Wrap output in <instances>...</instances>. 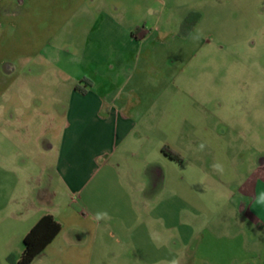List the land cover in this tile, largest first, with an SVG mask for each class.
Instances as JSON below:
<instances>
[{"label": "rangeland", "instance_id": "obj_1", "mask_svg": "<svg viewBox=\"0 0 264 264\" xmlns=\"http://www.w3.org/2000/svg\"><path fill=\"white\" fill-rule=\"evenodd\" d=\"M167 1V9L158 7L166 26L150 45L162 56L151 59L146 71L151 87L167 88H153L133 109L142 117L131 148L137 155L124 158L134 166L103 172L98 194L91 188L67 197L59 189L51 213L62 235L32 264L158 261L167 253L157 251L165 228L158 216L167 212L168 229L177 207L222 206L249 174L254 154L264 150V0ZM47 5L48 0H26L28 18H0V264H15L22 255L36 215L29 205L37 179L43 165L57 158L46 156L42 146L48 135L59 143L65 91L87 84L76 80L74 64L64 70L65 57L52 60L68 45L61 37L78 49L83 28H62L54 36L59 27L48 19ZM138 14L135 22L143 19ZM139 160L165 175L162 193L158 189L156 201L146 205L150 220L134 204L140 195L132 183L144 182Z\"/></svg>", "mask_w": 264, "mask_h": 264}, {"label": "crops", "instance_id": "obj_2", "mask_svg": "<svg viewBox=\"0 0 264 264\" xmlns=\"http://www.w3.org/2000/svg\"><path fill=\"white\" fill-rule=\"evenodd\" d=\"M17 1L7 4L0 1L1 19L6 20L14 13L17 18H28L30 11L24 9L26 0ZM168 3L167 0H48V19L59 27L54 36L66 27L75 30L74 33L75 27H81L85 34L77 50L61 37L68 45L58 53L55 51L52 60L65 57L64 70L69 71L74 64L71 72L77 73L76 80H85L87 84L82 92L77 86L65 91V126L59 143H54L51 135L44 141L43 153L46 156L56 153L57 158L51 165L44 164L40 171L42 180L37 179L38 189L29 205L36 215L27 233L44 216L49 215L56 221L51 211L57 208L53 202L59 189L67 193V197L83 196L91 188L98 194L102 189L100 183L104 177L100 175L103 172H114L123 164L129 169L134 166L130 159L124 158L137 155L131 148L142 117H137L133 109L147 94L158 89L151 87L150 74L146 71L151 59L162 56L153 52L150 45L168 19L163 17L165 11L160 12L158 7L165 10ZM135 12L142 14L140 22H135ZM32 21L35 19L30 17ZM136 30L138 39L132 35ZM251 163L249 174L222 206L216 205L213 211L177 207L175 224L168 229L170 216L167 212L160 214L158 219L165 228L158 233L162 242L157 251L167 253L148 264H264V150L256 152ZM138 166L142 167L144 182L132 183L140 195L134 199V204L137 213L150 220L152 211L146 205L156 201L158 189L162 193L165 175L163 169L152 168L143 161L139 160ZM60 226V233L33 262L62 235Z\"/></svg>", "mask_w": 264, "mask_h": 264}, {"label": "trees", "instance_id": "obj_3", "mask_svg": "<svg viewBox=\"0 0 264 264\" xmlns=\"http://www.w3.org/2000/svg\"><path fill=\"white\" fill-rule=\"evenodd\" d=\"M138 30L132 35L138 39ZM76 89L80 91L77 86ZM163 154L172 155L171 152L164 151ZM175 159L181 161L179 157L173 154ZM61 226L51 216L42 217L37 224L26 234L23 239V252L19 260L15 264H31L33 260L39 256L60 233Z\"/></svg>", "mask_w": 264, "mask_h": 264}]
</instances>
